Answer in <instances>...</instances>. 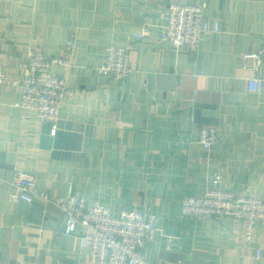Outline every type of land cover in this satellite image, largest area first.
<instances>
[{
	"label": "crops",
	"instance_id": "crops-1",
	"mask_svg": "<svg viewBox=\"0 0 264 264\" xmlns=\"http://www.w3.org/2000/svg\"><path fill=\"white\" fill-rule=\"evenodd\" d=\"M172 1L203 0H2L0 72L9 79L29 50L59 57L72 35L75 48L67 71L51 69L69 90L56 129L15 107L18 88L0 84V174L29 173L53 198L73 184L88 202L152 214L150 264H250L255 249L264 264V223L247 243L240 220L181 215L183 199L206 187L264 202V53L244 57L264 50V0H207L204 19L218 30L178 50L159 38ZM109 45L127 49L122 82L96 72ZM256 77L262 88L252 92ZM206 127L217 130L210 149L198 143ZM10 192L0 184V264H87L56 207L12 202Z\"/></svg>",
	"mask_w": 264,
	"mask_h": 264
},
{
	"label": "built area",
	"instance_id": "built-area-1",
	"mask_svg": "<svg viewBox=\"0 0 264 264\" xmlns=\"http://www.w3.org/2000/svg\"><path fill=\"white\" fill-rule=\"evenodd\" d=\"M151 1V0H146ZM2 0H0V3ZM207 0L201 4H168L167 19L159 33L161 41L171 49L187 46L195 49L210 31H217L218 24H210L204 19ZM75 48L74 35L65 43L59 57H46L37 49L29 50L18 64L20 77L9 79L0 72V84L18 88L20 99L15 107L36 112L37 119L57 128L60 105L69 90L63 76L51 71L58 67L67 71L71 67V57ZM264 50L247 53L245 59L259 61ZM131 71L126 48L113 45L106 47L102 60L97 66L98 76L114 82L124 81ZM262 88L260 78L248 80V89L258 92ZM217 139V130L202 128L198 143L210 149ZM0 184L11 188L12 202L41 203L56 207L64 217L63 234L71 235L77 231V245L85 250L87 264H150L143 254L145 240L153 241L159 228L152 214L135 207L112 211L97 202H88L78 195L74 185L69 184L66 195L53 198L40 189L29 173L14 170L11 179L0 174ZM181 215L202 220L207 217H232L244 223L243 238L249 243L253 237L254 225L264 223V202L253 197L237 195L220 187H206L197 196H186L182 201ZM172 238L167 239V248ZM255 263L260 264V250L254 251Z\"/></svg>",
	"mask_w": 264,
	"mask_h": 264
}]
</instances>
